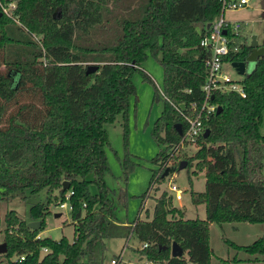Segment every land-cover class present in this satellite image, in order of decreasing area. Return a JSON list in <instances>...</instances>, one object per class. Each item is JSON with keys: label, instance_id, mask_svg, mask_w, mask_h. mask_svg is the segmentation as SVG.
<instances>
[{"label": "trees", "instance_id": "trees-1", "mask_svg": "<svg viewBox=\"0 0 264 264\" xmlns=\"http://www.w3.org/2000/svg\"><path fill=\"white\" fill-rule=\"evenodd\" d=\"M220 12L221 0H17L19 22L2 13L0 200H26L42 190L47 198L31 204L27 219L14 209L6 212V229L17 232L5 233L7 249L0 253L5 258L0 264H103L106 239L132 235L139 242L134 249L155 263L210 264V221L264 223V133L259 131L264 53L242 76L244 97L215 92L211 100L221 109L204 119L209 133L200 136L190 156L188 165L205 174V189L191 191L192 202L205 204V218L184 217L164 190L155 196L151 216L146 209L144 218L120 221L104 180L109 169L105 124L121 115L126 126L135 93L132 74L139 71L153 82L142 67L148 55L158 59L163 73L161 87L154 85V98L163 106L152 129L162 146L151 161L159 168L167 163L180 140L175 123L183 128V113L203 99L205 51L198 42L207 22ZM34 33L40 35L38 42L30 36ZM237 40L240 50L225 60L246 59L249 38L240 33ZM90 62L98 68L87 73ZM132 162L124 158L125 176ZM156 175L155 169L149 186ZM64 179L69 186L62 190ZM91 182L96 192L90 191ZM54 190L58 196L73 191L72 240L36 237ZM119 196L124 197V189ZM31 219L40 220L39 228L27 225ZM173 240L184 249L182 255L170 254ZM226 241L249 253H264V236L248 244ZM21 254L22 260L11 258Z\"/></svg>", "mask_w": 264, "mask_h": 264}, {"label": "rangeland", "instance_id": "rangeland-1", "mask_svg": "<svg viewBox=\"0 0 264 264\" xmlns=\"http://www.w3.org/2000/svg\"><path fill=\"white\" fill-rule=\"evenodd\" d=\"M4 1L8 3L10 0ZM263 10L261 0H249L247 4L238 8H226L223 15L227 20H240L242 22L243 26L240 33L247 35L249 42L250 36L255 34L258 41L262 43L264 41ZM16 22H19V20H16ZM30 36L37 42L40 37L37 33ZM253 65V62H246L245 72L248 73ZM142 67L154 83L144 79L139 71H135L132 74L135 93L129 98L126 126L123 125L121 115H118L114 122L105 124L108 137L105 152L109 169L104 174V180L112 189L110 196L115 203L116 217L120 221L128 222L138 216L141 218L146 217L147 211L151 216L155 196L164 190L169 191V184L175 183L183 189V193L181 199H176L173 192H171L173 195L172 202L182 209L183 216L205 218V204H196L191 200V191H203L205 189L204 172L195 171V167L191 163L188 165L190 156L197 150L198 146L193 143H184L176 152H173L169 162L161 168L151 161L162 146V144L159 145L155 141L152 129L154 121L163 106L161 99L154 98V85L161 87L163 73L160 62L152 55H148ZM224 68L234 78L243 76L236 72L230 62H225ZM259 131L264 133V111L262 112ZM125 157L133 161V168L126 173V176L123 168ZM182 159L186 160V165L179 168L178 165ZM155 169L157 182L147 195L150 188L149 181ZM89 189L96 192L98 190L97 184L91 182ZM121 189H124V197L120 198L119 192ZM54 195L57 197L55 198ZM58 195V190L52 192V200L48 204L44 224L39 234L55 239L66 236L69 240H72L75 235V222L71 218V210L68 207L61 208L58 206V202L61 200V196ZM46 198V191L42 190L38 194L29 196L26 200L19 197L0 200V242H2L6 232H11V234L17 232L12 226H9V231L6 229V223L3 219L7 211L14 209L19 216L27 219L29 218L31 204L39 201L43 202ZM140 206L143 207L140 209ZM146 209L148 210L146 211ZM56 212H59V214L56 215ZM261 236H264V223L262 222H210L209 244L212 251L210 264H264V253H249L243 249L233 247L226 241L248 244ZM138 244V240L133 235L129 238L113 237L106 239L103 264H110L112 257L119 258L116 264H143L142 260L138 259L140 254L134 249ZM4 260L5 258L0 254V262ZM154 264H165V262H154Z\"/></svg>", "mask_w": 264, "mask_h": 264}, {"label": "built area", "instance_id": "built-area-1", "mask_svg": "<svg viewBox=\"0 0 264 264\" xmlns=\"http://www.w3.org/2000/svg\"><path fill=\"white\" fill-rule=\"evenodd\" d=\"M248 1L249 0H221L220 15L213 21L207 22L209 25H206L207 29L203 31L198 42V45L205 51L204 64L206 73L202 84L203 99L200 102H191L189 111L183 113L185 124L182 128L178 147L170 151L167 162H169L170 157L173 156V152H176V150H178L184 143L188 142L199 146V138L203 135L205 130L204 119L217 111L218 104L211 100V95L214 96L215 92L225 91L236 92L242 97L246 95L242 77L234 78L224 68L225 62H230L231 64V61L236 60H225L224 57L235 54L240 50L241 43L237 40V37L240 36L242 22L240 20H227L223 14L226 8L235 9L247 4ZM16 7L17 0H10L8 3L4 0H0V11L9 17H12L14 20H17L16 15L14 14ZM223 30L225 31L223 32ZM156 182L157 180L152 182L147 195L151 188L155 186ZM168 190L170 193L173 192L176 199L182 197L183 189L178 187L175 183H170ZM72 193V190L64 192L61 196V200L58 202V206L61 208L68 207L71 210ZM83 204L85 205V203ZM39 236L41 235L38 233L36 237ZM145 245L146 243L142 246ZM42 250L47 251V247L43 246ZM140 256V260H142L143 264H154L153 260H150L143 255ZM11 258L14 260H22L24 255H13ZM118 260V257H112L110 263L116 264Z\"/></svg>", "mask_w": 264, "mask_h": 264}, {"label": "water", "instance_id": "water-1", "mask_svg": "<svg viewBox=\"0 0 264 264\" xmlns=\"http://www.w3.org/2000/svg\"><path fill=\"white\" fill-rule=\"evenodd\" d=\"M261 3L263 5V8H264V0H261ZM2 15V12L0 11V16ZM262 16H264V10L262 12ZM209 25V23L207 24V26ZM225 30H223L224 32ZM250 46H251V50L249 52V54L247 55L246 59L244 60H233L231 61V65L235 68L236 72L239 73V74H244L246 69H245V66H246V62H253L255 63L256 62V59L259 55L263 54L264 53V41L262 43H260L256 37L255 34H252L250 36ZM98 68V64L97 63H89L87 65V68H86V72L89 73V72H93L95 70H97ZM213 97V95H211V98ZM181 107H184V104L181 103L180 104ZM221 109V105H218L217 106V112ZM175 126L177 128V131H178V134L181 135L182 134V125L180 122H177L175 123ZM209 133V128L206 127L205 130H204V133H203V136L206 137ZM186 165V160L182 159L180 160L179 162V165L178 167L179 168H182V167H185ZM69 186V181L64 179L62 181V185H61V189L62 190H65L67 187ZM56 215L59 214V212H56L55 213ZM27 225L33 229H37L39 228L40 226V220L38 219H31L27 222ZM7 249L6 247V242L5 241H2L0 242V253H3L5 252ZM184 253V249L182 248V246L180 244H178L175 240H173L171 242V245H170V254L172 256H180Z\"/></svg>", "mask_w": 264, "mask_h": 264}, {"label": "crops", "instance_id": "crops-1", "mask_svg": "<svg viewBox=\"0 0 264 264\" xmlns=\"http://www.w3.org/2000/svg\"><path fill=\"white\" fill-rule=\"evenodd\" d=\"M181 198H182V197H181ZM181 198H180V199H181ZM189 218H190V217H189ZM210 222H212V221H210ZM210 222H209V223H210ZM140 257H141V256L139 255V256H138V259H140ZM210 259H211V258H210Z\"/></svg>", "mask_w": 264, "mask_h": 264}]
</instances>
